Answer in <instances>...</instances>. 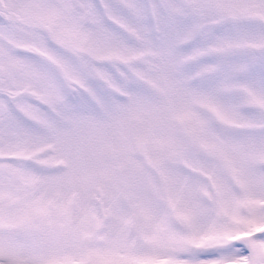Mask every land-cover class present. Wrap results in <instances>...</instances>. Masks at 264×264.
<instances>
[{"label": "snow or ice", "instance_id": "1", "mask_svg": "<svg viewBox=\"0 0 264 264\" xmlns=\"http://www.w3.org/2000/svg\"><path fill=\"white\" fill-rule=\"evenodd\" d=\"M0 264H264V0H0Z\"/></svg>", "mask_w": 264, "mask_h": 264}]
</instances>
